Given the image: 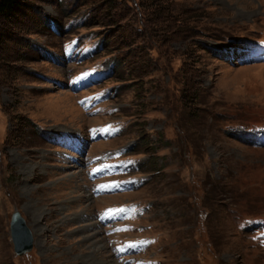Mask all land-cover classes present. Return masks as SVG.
Instances as JSON below:
<instances>
[{"label": "rangeland", "instance_id": "1", "mask_svg": "<svg viewBox=\"0 0 264 264\" xmlns=\"http://www.w3.org/2000/svg\"><path fill=\"white\" fill-rule=\"evenodd\" d=\"M72 38L101 47L81 60ZM258 39L264 0H25L0 16V264H264V64L224 53ZM104 123L121 129L99 137ZM119 150L145 181H88ZM132 202L126 224L108 209ZM14 211L33 236L20 255Z\"/></svg>", "mask_w": 264, "mask_h": 264}, {"label": "water", "instance_id": "2", "mask_svg": "<svg viewBox=\"0 0 264 264\" xmlns=\"http://www.w3.org/2000/svg\"><path fill=\"white\" fill-rule=\"evenodd\" d=\"M10 237L13 243L14 252L17 255L24 254L31 250L33 236L25 219L19 211H14L11 215Z\"/></svg>", "mask_w": 264, "mask_h": 264}, {"label": "trees", "instance_id": "3", "mask_svg": "<svg viewBox=\"0 0 264 264\" xmlns=\"http://www.w3.org/2000/svg\"><path fill=\"white\" fill-rule=\"evenodd\" d=\"M24 2L25 0H0V16L3 18H10L14 16L16 11L24 6ZM114 2L115 0H109L110 5H113ZM113 65H118V62L114 60Z\"/></svg>", "mask_w": 264, "mask_h": 264}, {"label": "snow or ice", "instance_id": "4", "mask_svg": "<svg viewBox=\"0 0 264 264\" xmlns=\"http://www.w3.org/2000/svg\"><path fill=\"white\" fill-rule=\"evenodd\" d=\"M116 187H119V185H115ZM120 211H124L123 209H121ZM143 243V242H141ZM137 245H130V247H136Z\"/></svg>", "mask_w": 264, "mask_h": 264}, {"label": "bare ground", "instance_id": "5", "mask_svg": "<svg viewBox=\"0 0 264 264\" xmlns=\"http://www.w3.org/2000/svg\"><path fill=\"white\" fill-rule=\"evenodd\" d=\"M120 193H121V192H120ZM98 248H99V246H98ZM98 248H97V249H98Z\"/></svg>", "mask_w": 264, "mask_h": 264}]
</instances>
